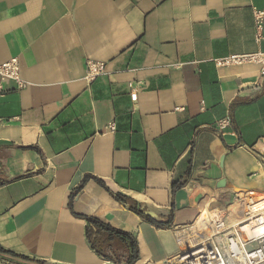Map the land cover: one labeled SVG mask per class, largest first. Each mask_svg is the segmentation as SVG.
Instances as JSON below:
<instances>
[{"label":"crops","instance_id":"crops-1","mask_svg":"<svg viewBox=\"0 0 264 264\" xmlns=\"http://www.w3.org/2000/svg\"><path fill=\"white\" fill-rule=\"evenodd\" d=\"M255 10L264 0H0V63L16 57L26 82L0 91V248L123 263L90 246L88 215L134 237V264H172L176 227L263 193L264 74L214 63L264 51ZM87 60L105 65L92 82Z\"/></svg>","mask_w":264,"mask_h":264},{"label":"bare ground","instance_id":"bare-ground-1","mask_svg":"<svg viewBox=\"0 0 264 264\" xmlns=\"http://www.w3.org/2000/svg\"><path fill=\"white\" fill-rule=\"evenodd\" d=\"M235 204L229 205L228 209ZM256 206L257 203L254 208ZM240 208V206L232 208V214L237 220L243 218V224L239 226L235 222L232 224L223 222L221 215L218 214L219 207L202 208L194 222L183 226L184 229L180 231L188 232L187 250L174 260V264H264V248H260L261 241H259V236L264 230V221L257 220L256 225L252 224L253 222L246 223L245 214ZM217 233H223L227 238L223 243L227 254L226 260L222 255L221 258L217 256L221 254L220 248L222 249V246L218 249L214 245L215 242L218 243L217 237L214 238ZM243 235L247 239H241Z\"/></svg>","mask_w":264,"mask_h":264},{"label":"built area","instance_id":"built-area-1","mask_svg":"<svg viewBox=\"0 0 264 264\" xmlns=\"http://www.w3.org/2000/svg\"><path fill=\"white\" fill-rule=\"evenodd\" d=\"M263 17L264 12L260 10L254 11V22H255V40H264V34L262 33L263 27ZM214 63L218 66H228V65H238V64H250L256 63L259 64L261 73L264 74V51H255L241 54H229L227 56L216 58ZM105 65L102 61L97 60H87L86 61V79L88 82H92L99 74L104 72ZM10 81L12 82L16 89H21L26 85V82L20 76V66L18 59L16 57H12L9 60L0 63V91H3L2 83ZM131 99H136V94L131 93ZM226 124L225 119L218 120L216 122V126L221 128ZM113 126V124H111ZM237 202L239 201L243 203V212L246 217V223L253 222L252 224L256 225L258 223L257 220L264 221V192L263 193H255V192H246L244 195L237 197ZM258 204L254 208L255 204ZM224 209H218V214L221 215V219L224 222ZM200 213V212H199ZM195 220V219H194ZM194 220L187 224L179 227L184 228L194 222ZM184 226V227H183ZM183 230V229H182ZM181 231V230H180ZM179 231V232H180ZM181 234L176 235L177 244L181 243L182 235L188 232H180ZM218 239V242L221 243L222 249L220 248L221 254H217L218 258L222 257L226 260L227 254L225 253L224 242L226 241V236L223 233H217L214 238ZM216 239V241H217ZM241 239H247V237H241ZM249 241V240H248ZM260 248H264V230L259 236ZM251 243V242H250ZM252 244V243H251ZM186 249L179 251L177 256L182 255ZM210 251H214L210 249Z\"/></svg>","mask_w":264,"mask_h":264},{"label":"trees","instance_id":"trees-1","mask_svg":"<svg viewBox=\"0 0 264 264\" xmlns=\"http://www.w3.org/2000/svg\"><path fill=\"white\" fill-rule=\"evenodd\" d=\"M71 202V201H70ZM130 209L157 227H169L170 221H157L147 215H145L141 210L136 208V206L130 205ZM85 222V232H86V238L89 242L90 246L101 256H103L106 259H112V256L109 255L106 250L108 248H111L112 250L117 249L118 247H121L124 252L127 253L126 260L121 263L118 256H114V262L115 264H134L138 257V249L137 244L130 234L127 232L112 228L109 224H106L99 219L88 216V215H80ZM0 253L7 254L15 258H19L22 260H27L30 262H35L36 264H46L42 261H36L29 259L25 256L17 255L13 252H10L8 250H4L0 248ZM115 255V254H114Z\"/></svg>","mask_w":264,"mask_h":264},{"label":"rangeland","instance_id":"rangeland-1","mask_svg":"<svg viewBox=\"0 0 264 264\" xmlns=\"http://www.w3.org/2000/svg\"><path fill=\"white\" fill-rule=\"evenodd\" d=\"M237 200V199H236ZM236 200H233V202H232V204H235V202H237ZM229 205H231V204H229ZM228 205V206H229ZM228 206H224V207H219L220 209H224L225 210V212H224V221H226V224H232V222H235V224L237 225L238 224V226L239 225H242L243 224V218H241L240 220H237V217H235L233 214H232V208L233 207H237V206H240L241 208H240V210L242 211V202H238L237 204H235L234 206L232 205V206H230L229 207V209H228ZM206 207V206H205ZM207 209H214V208H216L215 206H211V207H206ZM238 221H241V223L240 222H238ZM182 229H184V228H180V227H176L175 229H174V231H175V235H178V234H181L179 231L180 230H182ZM187 235H188V233H185L184 235H182V239H181V243H179L178 245H179V251H182L183 249H186L187 248V246H186V243H187V240H188V238H187ZM239 235V234H238ZM184 237V238H183ZM243 237L245 238L246 236H244L243 235ZM184 239V240H183ZM214 245H215V247H217L218 249L221 247V243L220 242H218V243H214ZM178 251V252H179ZM177 252V253H178ZM177 253L170 259V261L172 262V264H174V260L175 259H177Z\"/></svg>","mask_w":264,"mask_h":264}]
</instances>
